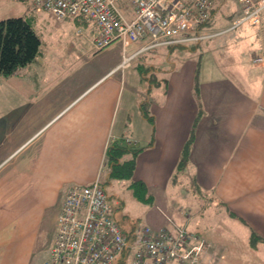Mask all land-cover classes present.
Here are the masks:
<instances>
[{
	"label": "crops",
	"instance_id": "1",
	"mask_svg": "<svg viewBox=\"0 0 264 264\" xmlns=\"http://www.w3.org/2000/svg\"><path fill=\"white\" fill-rule=\"evenodd\" d=\"M214 6L217 13L221 5ZM26 18L40 39L39 53L28 65L0 76V264H39L34 252L46 213L56 210L55 234L66 191L95 180L110 138H124L122 130L113 132L116 109L124 79L134 73L144 79L141 63L149 65L157 82L148 84L146 93L158 98H149L147 113L138 114L140 125L149 118L151 126L137 138L143 149L133 179L143 182L150 196L166 187L179 173L181 150L194 129L180 171L191 168L193 186L208 197L193 202L206 207L189 215L188 226L194 222L189 228L230 257L219 264H264V10L259 25L243 23L237 27L246 25L242 32L228 42L212 44L201 70L200 60L192 56L201 43L190 44L196 48L176 66L169 47L139 52L143 42L123 46L117 41L107 47L119 44V52L90 82L82 69L76 71L81 55L64 45L82 37L91 52L96 30L83 20H58L47 11L32 9ZM70 22L76 24L74 36ZM220 23L207 27L219 32L214 37L226 32ZM134 54L129 66L119 67ZM257 54L263 61L253 63ZM253 234L258 238L254 245ZM136 238L134 231L130 242Z\"/></svg>",
	"mask_w": 264,
	"mask_h": 264
},
{
	"label": "built area",
	"instance_id": "2",
	"mask_svg": "<svg viewBox=\"0 0 264 264\" xmlns=\"http://www.w3.org/2000/svg\"><path fill=\"white\" fill-rule=\"evenodd\" d=\"M216 0H32L36 12L47 11L56 19H79L96 30L94 49L114 42L127 46L143 42L140 51L170 45L200 43L217 36L205 23ZM242 16L233 28L247 23L257 26L264 0H234ZM238 8V7H237ZM216 11V10H215ZM124 57L120 68L129 66ZM263 61L255 55L253 63ZM114 138H110V142ZM112 206L97 176L89 184H74L65 193L56 218L55 236L42 264H114L130 250V264H219L224 255L199 236L178 229L143 227L133 243L112 217Z\"/></svg>",
	"mask_w": 264,
	"mask_h": 264
},
{
	"label": "rangeland",
	"instance_id": "3",
	"mask_svg": "<svg viewBox=\"0 0 264 264\" xmlns=\"http://www.w3.org/2000/svg\"><path fill=\"white\" fill-rule=\"evenodd\" d=\"M215 2L216 4H220L222 7L221 8L219 6L217 8L219 13L217 12L218 14L216 13L215 15V18L221 22L218 27L223 28L226 30V32L219 37H211L209 40H203L199 46L200 48L198 53L196 51L193 52L194 55L192 56L200 60V70L201 66L203 67L204 65L203 61L207 55L206 50L211 48L210 46L212 44L221 42L222 40L226 41V39L241 33V29H244L246 26L244 25L242 28H237L239 26L238 25L233 28L234 20L231 22L232 17L229 16L230 12L237 6L238 9L234 14V18L239 19L242 16L240 5L236 1L216 0ZM31 7L32 0H0V20L13 17L26 18L32 12V9H30ZM69 25L74 27L72 30V35L74 36L76 24L70 22ZM214 29L217 28L215 27ZM88 31L91 33L89 29ZM43 37H45L44 34ZM49 38L52 37H48V39ZM81 40H83L82 37L73 38L72 41L66 42L64 48L69 50L70 53L73 52L74 54L78 53L81 55L78 56L79 60L81 61L76 63L78 67L76 71L77 73H80V69H82V73L85 74L86 82H90V80L96 76V71L98 72V75H101L104 72V68L106 67L107 63H110L114 56H116L117 51L119 52V48L117 46L119 44H114L109 48L105 47L97 53V50H93L92 47L91 52L87 53L86 45L84 43L82 44ZM221 47L222 45L219 44V49ZM173 50L174 53L170 60L172 63L171 65L178 66L183 55L186 53L190 54L189 49H183L181 47H174ZM69 52L67 53L70 54ZM152 53L153 52H148V54ZM72 59H75V57H72ZM222 63L225 64V60ZM226 63L229 64V61ZM140 66H142L146 78L139 80V74L134 73V78L131 74H129L128 77L124 79L125 85L124 89L121 91L119 105L116 109V115L113 124L114 133L117 134L119 130H122L124 135L123 140H125V137H129L131 140L130 142H132L134 146L137 147L143 145V140L138 141L137 138L140 139L142 136H144L145 130L146 132L149 131L151 126L148 123L149 118L148 120H144L146 124L142 123L143 125H140L138 114L147 113L148 106H146V103L150 100L158 98L154 96V92H152L151 95L146 93L148 90V81L150 79H154V72L149 68L148 64L141 63ZM158 75L162 78L163 71L159 72ZM136 96H138V101H136ZM133 101H135V103L131 105ZM123 117L126 118L125 123H123ZM186 168L187 170H179V173L176 172L166 187L154 189L151 196V193L149 194L148 191L147 195L148 197L150 196V200L144 202L139 201L134 197L132 188L128 186L129 181L118 180L109 184H105L104 187L107 193V200L113 208L112 217L118 223L120 228L129 236V238L133 236L134 231L139 234V231L146 226H150L153 230L163 228L170 233H175L177 229H184L187 232L194 234V232H192L194 230L189 228V226H191L194 222L191 221V224L188 226L189 215L193 214V211L194 213L203 211L204 207L206 206L203 205L202 209H200V207L198 205L195 206L193 202L197 204V199L201 198V203H203L208 196L196 190L190 177V172L192 171L193 173V170L190 168L191 171L188 172V167ZM105 174L106 173L102 175V181L106 180L107 176ZM55 211L56 210L54 209L49 210L42 221L41 233L38 235L34 252V261L39 264L42 263L44 258L49 256V250L53 245L55 236L53 227ZM210 211V207L207 205L206 212ZM191 227L193 228V226ZM199 236L201 238L202 234H199ZM201 239H203V237ZM218 253L223 254L222 252ZM119 258L124 260L123 264H129L131 259L130 250H125ZM225 258L230 261V257L224 256L223 260H225ZM229 261L226 264H230Z\"/></svg>",
	"mask_w": 264,
	"mask_h": 264
},
{
	"label": "trees",
	"instance_id": "4",
	"mask_svg": "<svg viewBox=\"0 0 264 264\" xmlns=\"http://www.w3.org/2000/svg\"><path fill=\"white\" fill-rule=\"evenodd\" d=\"M234 11L230 12V17L233 20ZM215 9H212L210 13L209 20L205 23L206 27L210 26L212 23L218 22V19L215 18ZM78 20V19H75ZM201 43V42H200ZM192 44V43H191ZM199 44V43H195ZM190 44L186 45H170V49L174 47H184L188 49H194V47H189ZM40 39L36 32L34 31L31 22L28 18L24 17H13L8 19L0 20V75L2 77H7L14 73L17 69L24 67L31 63L37 54L39 53ZM140 74L143 78H146L144 75V70L142 66L140 67ZM149 84H157L156 80L150 79ZM194 129L191 130L189 138L184 144L179 163L177 168L180 170L183 169L185 165L190 147L193 142ZM130 139L119 138L109 141L104 156L103 169L100 173V184L105 189V184H109L118 180L129 181V187L133 190V195L139 201H148L150 196L147 195L146 185L139 181L133 179L135 172L136 160L142 147L134 146ZM105 175L106 180L102 181V175ZM106 191V190H105ZM258 238L256 235H252L251 244L254 245L255 241ZM124 260L118 258L114 264H123Z\"/></svg>",
	"mask_w": 264,
	"mask_h": 264
}]
</instances>
